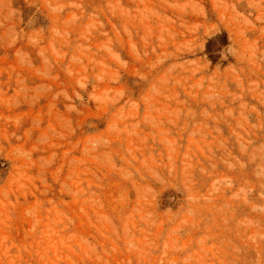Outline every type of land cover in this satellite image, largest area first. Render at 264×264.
Masks as SVG:
<instances>
[{
	"label": "rangeland",
	"instance_id": "374dc122",
	"mask_svg": "<svg viewBox=\"0 0 264 264\" xmlns=\"http://www.w3.org/2000/svg\"><path fill=\"white\" fill-rule=\"evenodd\" d=\"M0 264H264V0H0Z\"/></svg>",
	"mask_w": 264,
	"mask_h": 264
}]
</instances>
